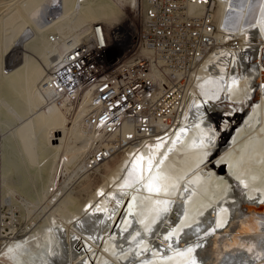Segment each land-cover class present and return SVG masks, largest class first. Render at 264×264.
Masks as SVG:
<instances>
[{"label": "bare ground", "instance_id": "obj_1", "mask_svg": "<svg viewBox=\"0 0 264 264\" xmlns=\"http://www.w3.org/2000/svg\"><path fill=\"white\" fill-rule=\"evenodd\" d=\"M125 3L135 0H17L1 22L0 115L24 117L10 134L12 168L50 172L26 203V211L46 216L9 242L0 261L264 264V220L249 222L251 234L231 231L244 206L264 213V205H247L264 202V0H228L226 15V4L218 8L239 52L224 42L210 56L170 133L125 152L84 202L66 194L68 167L72 177L84 173L90 136L57 106H42L38 85L67 45L84 37L89 20L114 28L115 8Z\"/></svg>", "mask_w": 264, "mask_h": 264}, {"label": "built area", "instance_id": "obj_2", "mask_svg": "<svg viewBox=\"0 0 264 264\" xmlns=\"http://www.w3.org/2000/svg\"><path fill=\"white\" fill-rule=\"evenodd\" d=\"M228 0H136L125 26L89 25L46 69L38 90L90 136L83 172L170 133L211 55L238 39L219 24ZM51 42H59L50 34ZM19 212L0 197V253L23 233Z\"/></svg>", "mask_w": 264, "mask_h": 264}, {"label": "rangeland", "instance_id": "obj_3", "mask_svg": "<svg viewBox=\"0 0 264 264\" xmlns=\"http://www.w3.org/2000/svg\"><path fill=\"white\" fill-rule=\"evenodd\" d=\"M17 0H0V25L4 18H7L8 15H10L14 9V5H12ZM20 1V0H19ZM80 2V0H78ZM136 2V0H135ZM12 5V6H11ZM134 5V4H133ZM11 7V8H10ZM132 6L129 3H125L121 6V8H115V15L118 17L117 23H114L115 26L119 25L125 26L126 22L128 20V16L130 15ZM6 16V17H5ZM103 18L97 19V20H89L88 25L92 23H104L108 28H110L111 24ZM119 22V23H118ZM117 24V25H116ZM8 33V31L4 32ZM258 33H255V36H257ZM254 37V35H253ZM2 44H0V54L3 52L1 50ZM4 49V48H2ZM211 67V66H209ZM44 102H43V105ZM217 115H213L212 118H216ZM24 118V117H23ZM23 118L13 117V116H5L0 115V197H3L7 204L15 208L22 219V225H23V233L18 238H23L27 234L26 231H28L29 227L35 228L36 226H39L47 214L45 211L43 213L41 210H38V212H31L26 211V203L31 199L32 196L35 195L37 191V182L41 181L42 179L45 180L50 172V168L41 169L40 172H36V168H31L27 170H16L12 167L16 165L15 160L16 153H12V150H14L16 147L15 140L10 137V134H13L18 127L21 125V121H23ZM70 122V120H69ZM215 123V122H214ZM218 128L219 124L216 122ZM53 143H56V141H53ZM124 153L119 154L115 157H113L111 160H109L107 163L102 165L96 172L87 174H73L72 165H70L68 168V173L66 176L67 184H66V194H69L72 196L77 202H84L90 194H92L99 185L103 184L105 182V176L108 173V168H114L115 165L119 162L120 158H122ZM10 168L9 171H7L5 168ZM7 171V172H6ZM7 173V175H5ZM83 175V176H82ZM82 176V177H80ZM71 178V179H69ZM70 181V182H69ZM36 182V183H35ZM24 183V184H23ZM33 184V185H32ZM53 187H50V192ZM69 189V190H67ZM68 192V193H67ZM70 192V193H69ZM34 194V195H33ZM23 203V204H22ZM25 206V207H24ZM45 213V214H44ZM74 220H77L74 218ZM74 224V225H73ZM71 226L75 227L72 228L74 230H78L77 233L81 232L82 230L76 228L75 223H73ZM101 228V227H100ZM29 232V231H28ZM82 234H85V232H81ZM80 233V234H81ZM0 264H3L0 261Z\"/></svg>", "mask_w": 264, "mask_h": 264}, {"label": "water", "instance_id": "obj_4", "mask_svg": "<svg viewBox=\"0 0 264 264\" xmlns=\"http://www.w3.org/2000/svg\"><path fill=\"white\" fill-rule=\"evenodd\" d=\"M247 205H249V206H255V207H257V208H259L260 206H262V205H264V202H260V203H257V204H254V203H247ZM246 206H244L242 209H243V215L241 216V217H238L237 219V222H234V224L232 225V228H231V231L232 232H234L235 231V233L236 232H242L243 234H247V233H249V234H251V233H253V229L251 228V226H250V221H255V222H257L259 225L261 224V221H263L264 220V213H258V212H256V211H248L247 210V208H245ZM245 224H248L249 226L248 227H250V229L248 228V230H245L244 228H243V226L245 225ZM263 227V225H261L260 226V229ZM227 229V227L226 228H221L220 230H218V231H225ZM216 234V233H215ZM214 234V235H215ZM232 236L230 235L229 236V238H231ZM244 237V236H243ZM240 238H242V237H240ZM224 240H225V237H224ZM230 241H231V239H230ZM224 244H226L225 242H224ZM234 247H236V246H234ZM212 248V247H211ZM210 250V249H209Z\"/></svg>", "mask_w": 264, "mask_h": 264}, {"label": "snow or ice", "instance_id": "obj_5", "mask_svg": "<svg viewBox=\"0 0 264 264\" xmlns=\"http://www.w3.org/2000/svg\"><path fill=\"white\" fill-rule=\"evenodd\" d=\"M142 159V158H141ZM193 264H194V261H193Z\"/></svg>", "mask_w": 264, "mask_h": 264}]
</instances>
